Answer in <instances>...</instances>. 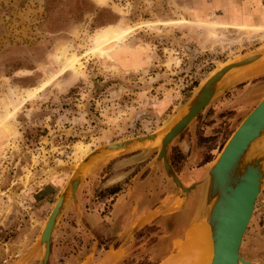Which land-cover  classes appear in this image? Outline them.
I'll return each instance as SVG.
<instances>
[{
    "label": "rangeland",
    "instance_id": "374dc122",
    "mask_svg": "<svg viewBox=\"0 0 264 264\" xmlns=\"http://www.w3.org/2000/svg\"><path fill=\"white\" fill-rule=\"evenodd\" d=\"M252 21L264 22V0H0V264L43 260L44 248L31 249L79 176L53 231L47 264H100L107 251L119 252L118 264L179 258L176 243L205 220L197 212L202 187L178 190L157 149L95 155L107 145L162 133L189 92L215 70L264 48V27L222 23ZM106 29L126 33L111 58L93 50ZM65 49L78 58L66 70L56 58ZM261 85L264 73L231 88L230 105L211 120L204 109L170 149L182 134H195L201 157L192 166L212 165L264 98ZM139 154L138 163L125 165ZM118 160L137 180L152 173L155 198L165 182L175 191L116 239L93 215H108L115 202L111 194L120 188L105 182ZM240 254L264 264V188Z\"/></svg>",
    "mask_w": 264,
    "mask_h": 264
},
{
    "label": "water",
    "instance_id": "95a60500",
    "mask_svg": "<svg viewBox=\"0 0 264 264\" xmlns=\"http://www.w3.org/2000/svg\"><path fill=\"white\" fill-rule=\"evenodd\" d=\"M224 65L194 88L178 118L165 131L104 146L95 156L127 153L126 149L132 145L160 138V148L154 146L143 150H158L157 161L163 162L178 190L190 194L197 191L199 185L202 187L197 196V212L208 220L211 227V264H252L241 256L240 248L253 216L256 200L264 188V98L241 122L201 182L185 186L170 163L171 144L204 109L234 86L264 73L263 69L249 79L229 85L224 83L231 73H244L257 66L264 67V48ZM90 159L85 162H90ZM80 178L81 176L77 177L67 187L66 193L61 195L46 222L38 243V246L44 248L43 260L39 264H47L50 258L53 231L66 202L70 196L75 195Z\"/></svg>",
    "mask_w": 264,
    "mask_h": 264
},
{
    "label": "crops",
    "instance_id": "0c3cea01",
    "mask_svg": "<svg viewBox=\"0 0 264 264\" xmlns=\"http://www.w3.org/2000/svg\"><path fill=\"white\" fill-rule=\"evenodd\" d=\"M216 22H220L215 20ZM214 21V22H215ZM228 24L227 26L230 27H239V26H245L250 27L253 25H259L264 27V22H244V23H229V22H222ZM264 32V30L262 31ZM260 87L264 88V85H261ZM194 90V89H193ZM193 91H190L189 94H191ZM228 93V92H226ZM226 93L218 97L212 104L209 105L208 108L205 110V118L207 120L213 119L220 111L227 108L231 103L226 98ZM242 93V92H241ZM181 97V95H180ZM227 99V100H226ZM221 123L225 122L223 120H220ZM219 122L212 123L211 125H206V128H215ZM219 125V124H218ZM220 130L223 129L222 126L219 127ZM188 131V130H187ZM221 131L219 133H216L217 135L221 134ZM195 134H190L189 132H186L185 134H182L180 139L176 142L175 146L170 149V163L177 173L178 177L182 181V183L190 187L194 184H197L201 182L207 172L209 171L211 165H200L197 167H193V162H197L201 155L195 153ZM136 151V150H135ZM127 152L128 154H132L133 152ZM187 154L183 157H178L179 155ZM187 156V157H186ZM193 156V157H192ZM121 157V156H120ZM131 159H124L126 161L125 165L127 163H130L129 161H133L134 163H138L140 158L143 156L141 154L131 156ZM192 158H194V161H192ZM121 160H118L114 163L113 171L115 173L114 176L110 178V180H107L105 182V187L108 189H119V191L114 195L116 197L114 204L112 205V208L108 215L102 216L100 213H95L93 216L101 221V223H105L103 227L108 231V234L112 237H115L116 239L119 236H122L124 234L125 229H130L134 222L138 220L145 221L149 217L151 213L155 211L156 206L162 202L159 201L162 200L161 198L163 196H168V191L174 192L175 189L173 188L172 184L170 182H165L164 184V190L163 192H159V198H155V191L156 186L154 183V179H152V173L148 175L146 173L144 177H141L139 180L136 179L138 177L136 174L132 175L133 169L128 170L127 167H124L125 170L123 171V164L121 166L116 165L117 163H120ZM118 170H121L118 172ZM144 171V170H142ZM106 178V177H105ZM122 183V184H121ZM199 187V186H198ZM138 200H142L139 202ZM135 214V215H134ZM45 225V224H44ZM44 228V226H43ZM43 228L41 229V232L39 234V237L37 239V242L34 244L35 246L31 249V251L39 250L40 246H38L39 240L41 238V235L43 233ZM197 228H192V230L189 232L191 233L193 230ZM123 260V257L119 255L118 251H115L111 253L110 251H107L103 254L101 258L100 264H118Z\"/></svg>",
    "mask_w": 264,
    "mask_h": 264
},
{
    "label": "bare ground",
    "instance_id": "6f19581e",
    "mask_svg": "<svg viewBox=\"0 0 264 264\" xmlns=\"http://www.w3.org/2000/svg\"><path fill=\"white\" fill-rule=\"evenodd\" d=\"M126 33H119L116 30L106 29L96 35L94 39V51L105 52L110 58V53L115 52L120 46ZM60 52V51H59ZM61 54V53H59ZM58 61L63 65L64 70L73 67L78 62V58L69 50L65 49L61 55H56ZM225 66V65H224ZM263 66L251 68L246 72L231 73L225 80L229 85L235 81L249 79L263 71ZM161 147V140L157 138L154 141L138 143L126 149L125 152H132L138 149H147L150 147ZM80 151H83L82 149ZM86 153V152H85ZM85 153L83 155H85ZM116 154V153H115ZM86 156V155H85ZM67 190L63 194L66 193ZM197 228L188 234L184 243H176L179 248V258L166 264H211L213 258V241L211 227L208 220H203V224L197 225ZM193 228V229H194ZM175 245V246H176ZM174 246V247H175ZM178 250V249H177ZM178 252V251H177Z\"/></svg>",
    "mask_w": 264,
    "mask_h": 264
},
{
    "label": "flooded vegetation",
    "instance_id": "af4514ba",
    "mask_svg": "<svg viewBox=\"0 0 264 264\" xmlns=\"http://www.w3.org/2000/svg\"><path fill=\"white\" fill-rule=\"evenodd\" d=\"M119 190H117V191H115V193H113V194H111V196H114L117 192H118ZM54 206H55V204H54ZM54 208V207H53ZM52 212V211H51ZM51 214V213H50ZM50 216V215H49ZM51 240H52V237H51ZM51 253V252H50ZM40 263V262H39ZM38 263V264H39Z\"/></svg>",
    "mask_w": 264,
    "mask_h": 264
}]
</instances>
